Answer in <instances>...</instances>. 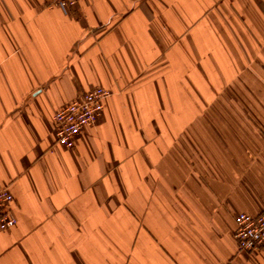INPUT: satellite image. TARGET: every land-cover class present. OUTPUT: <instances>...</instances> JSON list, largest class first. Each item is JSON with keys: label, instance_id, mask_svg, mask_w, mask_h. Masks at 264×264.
Instances as JSON below:
<instances>
[{"label": "crops", "instance_id": "obj_1", "mask_svg": "<svg viewBox=\"0 0 264 264\" xmlns=\"http://www.w3.org/2000/svg\"><path fill=\"white\" fill-rule=\"evenodd\" d=\"M4 187L0 264H264L234 237L264 211V0H0Z\"/></svg>", "mask_w": 264, "mask_h": 264}, {"label": "built area", "instance_id": "obj_2", "mask_svg": "<svg viewBox=\"0 0 264 264\" xmlns=\"http://www.w3.org/2000/svg\"><path fill=\"white\" fill-rule=\"evenodd\" d=\"M64 11L76 6L79 0H45ZM111 95L109 89L94 87L81 97L54 113L57 125L56 140L58 143L73 146L75 136L84 128L94 125L104 108V100ZM14 196L7 188L0 189V230L13 228L17 219L9 205ZM238 249L254 252L264 247V211L258 215L242 212L235 217V232ZM227 264H233L228 262Z\"/></svg>", "mask_w": 264, "mask_h": 264}]
</instances>
